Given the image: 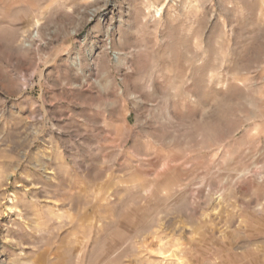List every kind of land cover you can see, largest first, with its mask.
Here are the masks:
<instances>
[{
	"label": "rangeland",
	"instance_id": "rangeland-1",
	"mask_svg": "<svg viewBox=\"0 0 264 264\" xmlns=\"http://www.w3.org/2000/svg\"><path fill=\"white\" fill-rule=\"evenodd\" d=\"M0 264H264V0H0Z\"/></svg>",
	"mask_w": 264,
	"mask_h": 264
}]
</instances>
